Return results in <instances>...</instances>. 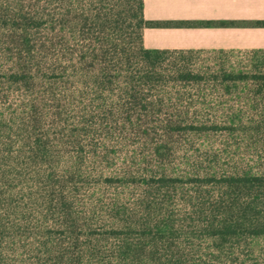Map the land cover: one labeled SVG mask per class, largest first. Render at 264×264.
<instances>
[{
	"label": "rangeland",
	"instance_id": "obj_1",
	"mask_svg": "<svg viewBox=\"0 0 264 264\" xmlns=\"http://www.w3.org/2000/svg\"><path fill=\"white\" fill-rule=\"evenodd\" d=\"M140 3L0 0V264H264V56Z\"/></svg>",
	"mask_w": 264,
	"mask_h": 264
},
{
	"label": "crops",
	"instance_id": "obj_2",
	"mask_svg": "<svg viewBox=\"0 0 264 264\" xmlns=\"http://www.w3.org/2000/svg\"><path fill=\"white\" fill-rule=\"evenodd\" d=\"M146 49L264 56V0H143Z\"/></svg>",
	"mask_w": 264,
	"mask_h": 264
},
{
	"label": "trees",
	"instance_id": "obj_3",
	"mask_svg": "<svg viewBox=\"0 0 264 264\" xmlns=\"http://www.w3.org/2000/svg\"><path fill=\"white\" fill-rule=\"evenodd\" d=\"M140 6H141V13H142L141 28L146 29V28L161 27L160 24L151 23V22H148L144 19V16H143L144 2H143V0H141ZM262 27H264V26H262ZM141 39H143V38L141 37ZM166 53H168V51L149 50V49H146L144 46H143V48H141V54L143 55V57L148 59V60H151L153 65H155L156 62H159L162 55L166 54Z\"/></svg>",
	"mask_w": 264,
	"mask_h": 264
}]
</instances>
